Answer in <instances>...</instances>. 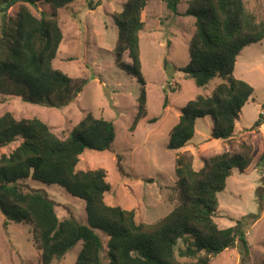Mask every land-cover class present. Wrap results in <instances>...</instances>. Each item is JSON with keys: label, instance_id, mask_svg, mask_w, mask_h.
<instances>
[{"label": "trees", "instance_id": "obj_1", "mask_svg": "<svg viewBox=\"0 0 264 264\" xmlns=\"http://www.w3.org/2000/svg\"><path fill=\"white\" fill-rule=\"evenodd\" d=\"M75 0H0V93L50 108L62 109L74 101L87 79L70 77L53 67L63 31L58 10ZM149 0H128L113 19L119 30L118 54L128 63L119 67L140 84L138 110L133 125L146 116L145 80L139 58L141 11ZM177 13L180 0H164ZM183 15L194 18V32L188 43V63L180 69L196 86L206 87L221 79L209 95H197L180 108L171 128L167 148H183L194 134L195 120L209 116L211 136L228 140L253 87L234 76L241 50L260 42L264 22L258 21L244 0H187ZM100 1L86 0L93 10ZM16 6L13 14L9 9ZM38 11L34 14L30 8ZM166 101V98L165 100ZM151 121H156L152 118ZM259 118L252 124L257 127ZM115 138L111 120L85 114L68 132L57 136L37 117L16 119L10 112L0 116V148L17 139L8 154H0V213L9 222L29 224L40 251V264L61 259L81 243L76 264H210L212 257L237 243L242 257L248 252L244 227L256 215L244 217L232 226L220 228L214 221L217 193L226 185L232 170L243 173L257 151L242 142L238 151L221 152L193 168L192 156L177 153L174 172L177 204L153 224L136 222L133 210L104 202L110 190L102 168L80 170L79 157L85 149L107 150ZM264 145V140H263ZM264 163V149L256 164ZM30 178L47 185L57 184L85 203L86 225L68 217L59 219L55 203L42 189L28 188ZM107 236L106 253L101 237Z\"/></svg>", "mask_w": 264, "mask_h": 264}, {"label": "rangeland", "instance_id": "obj_2", "mask_svg": "<svg viewBox=\"0 0 264 264\" xmlns=\"http://www.w3.org/2000/svg\"><path fill=\"white\" fill-rule=\"evenodd\" d=\"M97 1V0H93ZM93 10L86 0H75L58 10L63 31L52 64L70 77L87 79L73 102L62 109L32 104L18 97L0 93V116L10 112L16 119L37 117L48 124L59 137H66L85 114L111 120L115 138L103 151L85 149L77 168L105 170L110 190L104 202L133 210L136 222L153 224L165 217L177 204L174 159L177 153L192 156L193 168L203 160L221 152L238 151L242 142L257 151L252 164L240 173L232 170L225 188L217 193L218 207L214 221L220 228L237 220L256 215L244 227L248 252L240 254L238 243L210 260V264H264V163L256 164L264 149V36L260 42L244 47L235 62L234 76L253 87L251 98L244 104L228 140L211 136L209 116L195 120L194 134L184 148H167L171 128L177 123L180 108L197 95H209L221 79H211L206 87H198L180 69L189 61L188 43L194 32V18L183 15L187 0H180L173 13L164 0H149L141 11L139 58L145 80L146 116L132 127L138 110L139 82L119 63H128L126 53L118 54L119 30L113 16L128 0H99ZM246 8L258 21L264 22V0H244ZM34 14L38 11L30 8ZM16 6L9 9L13 14ZM166 98V101H164ZM155 118L156 121H151ZM259 118L257 127L252 124ZM20 139L0 148L10 153ZM28 188L42 189L55 203L58 218H74L86 225L85 203L57 184L22 181ZM101 237L106 253L107 236ZM81 243H77L61 259L51 264H76ZM0 264H40V251L33 240L32 226L9 222L0 213Z\"/></svg>", "mask_w": 264, "mask_h": 264}, {"label": "crops", "instance_id": "obj_3", "mask_svg": "<svg viewBox=\"0 0 264 264\" xmlns=\"http://www.w3.org/2000/svg\"><path fill=\"white\" fill-rule=\"evenodd\" d=\"M184 148V147H183Z\"/></svg>", "mask_w": 264, "mask_h": 264}]
</instances>
